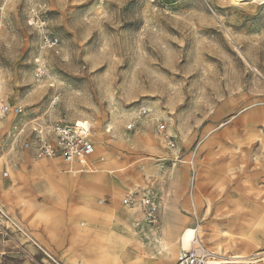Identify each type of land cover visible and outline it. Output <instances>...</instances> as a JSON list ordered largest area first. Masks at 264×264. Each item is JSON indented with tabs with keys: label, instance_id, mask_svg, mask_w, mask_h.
<instances>
[{
	"label": "rangeland",
	"instance_id": "obj_1",
	"mask_svg": "<svg viewBox=\"0 0 264 264\" xmlns=\"http://www.w3.org/2000/svg\"><path fill=\"white\" fill-rule=\"evenodd\" d=\"M0 104V264H179L197 226L264 264V4L0 0ZM48 121L91 166L20 149Z\"/></svg>",
	"mask_w": 264,
	"mask_h": 264
},
{
	"label": "built area",
	"instance_id": "obj_2",
	"mask_svg": "<svg viewBox=\"0 0 264 264\" xmlns=\"http://www.w3.org/2000/svg\"><path fill=\"white\" fill-rule=\"evenodd\" d=\"M34 21V18H32L29 22L30 25H34ZM36 23L40 29L45 24L39 19ZM43 38L49 44V39L46 36ZM35 75L36 77H42L43 74L41 70H38ZM10 111L8 105L0 104V116H6ZM15 112L20 114L22 110L17 108ZM164 127L165 125L161 124L158 128L163 131ZM130 128L131 126H128V129ZM168 146L170 148L174 147L172 139L168 140ZM21 148L32 150L34 157L37 159L58 158L66 164H72L80 157L89 158L92 156L95 152V143L91 126L84 129L82 123L71 125L65 121H48L34 126L28 138L21 143ZM132 201L131 194H128L124 199L125 203L130 204ZM144 204L146 205L148 202ZM183 253L184 255L179 264H208L211 257L209 252L197 241L189 251Z\"/></svg>",
	"mask_w": 264,
	"mask_h": 264
},
{
	"label": "bare ground",
	"instance_id": "obj_3",
	"mask_svg": "<svg viewBox=\"0 0 264 264\" xmlns=\"http://www.w3.org/2000/svg\"><path fill=\"white\" fill-rule=\"evenodd\" d=\"M229 2L230 3H232V4H240V3H244V2H246V3H248V4H251V5H259V4H264V0H229ZM83 125V128L84 129H87L88 127H89V125L88 126H85V124H82ZM90 163V161L89 160H87V159H85V158H83V157H80V158H78V159H76L75 161H74V164L76 165V167H79V166H82V165H86V164H89ZM74 164H72L71 166L70 165H67L68 167V171L70 172V173H72V172H74L75 170H73L72 169V166L74 165ZM10 220V219H9ZM12 221V220H11ZM15 225H16V227L17 228H19V230L21 231V232H23L24 234H26L27 235V237H29L33 242H36V241H34V239L29 235V234H27L24 230H23V228L20 226V225H18V224H16L15 223ZM201 229V228H200ZM200 229H198V227L196 228V229H193L192 228V230H191V235H190V237H189V240H188V242L182 247V249H181V252L183 253V252H187V251H189L191 248H192V246L196 243V241L197 242H199V239H200V234H201V230ZM18 230V231H19ZM28 238V239H29ZM31 240H29V241H31ZM166 247V246H165ZM45 250V249H44ZM46 251V250H45ZM46 254V253H45ZM169 254V253H168ZM47 255V254H46ZM209 255L211 256L210 257V260H209V262H208V264H231V263H247L246 261H244V259H243V257H240V256H235V257H231V258H229V259H232V261L230 260H226V259H221V258H218V257H216L215 256V254L212 252V253H209ZM214 258V259H213ZM234 260V261H233Z\"/></svg>",
	"mask_w": 264,
	"mask_h": 264
},
{
	"label": "crops",
	"instance_id": "obj_4",
	"mask_svg": "<svg viewBox=\"0 0 264 264\" xmlns=\"http://www.w3.org/2000/svg\"><path fill=\"white\" fill-rule=\"evenodd\" d=\"M94 141V140H93ZM20 149H22V148H20ZM23 150V149H22ZM95 150H96V148H95ZM25 151H27V152H29L32 156H34V153H33V151L32 150H25ZM95 153V152H94ZM89 158H91V156L89 157ZM55 159H58V158H55ZM61 160V159H60ZM91 160H92V158H91ZM100 161H102L103 159L102 158H100L99 159ZM94 163V162H93ZM92 163V165H94ZM72 164H74V162L72 163ZM72 164H67V165H72ZM75 165V164H74ZM74 165L72 166V168L74 167ZM87 165H89V166H91V164H87ZM76 166V165H75ZM7 175V174H6ZM7 177V176H6ZM4 242V247H5V241H3ZM4 247L2 246V249L0 248V254L3 252V250H4ZM181 251V250H180Z\"/></svg>",
	"mask_w": 264,
	"mask_h": 264
}]
</instances>
